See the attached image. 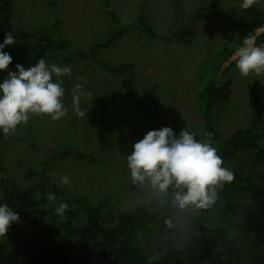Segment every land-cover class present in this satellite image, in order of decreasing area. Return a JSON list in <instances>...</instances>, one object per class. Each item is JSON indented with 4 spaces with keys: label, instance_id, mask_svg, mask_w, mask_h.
Instances as JSON below:
<instances>
[{
    "label": "trees",
    "instance_id": "obj_1",
    "mask_svg": "<svg viewBox=\"0 0 264 264\" xmlns=\"http://www.w3.org/2000/svg\"><path fill=\"white\" fill-rule=\"evenodd\" d=\"M47 4L53 20L39 28L37 39L4 49L12 57L8 71H17V64L27 70L49 53H56L64 63L88 58L120 82L128 98L150 121L168 122L155 94L156 84L138 86L132 77L133 63L116 64L100 55L133 32L166 45L192 48L199 23L212 5L188 12L182 0H168L173 18L158 32L145 20L147 0H143L139 16L129 21L121 19L112 0H104L106 18L113 28L88 51L71 54L68 42L59 35L62 19L58 3L47 0ZM13 12V0H0V44L4 42ZM263 25L264 8L256 5L247 10L241 8L218 53L219 65L235 55L249 33L255 35L257 46H264V31L257 34ZM235 64L236 61L230 66ZM205 70L198 91L205 124L202 141L216 148L223 166L234 174V180L218 190L214 206L180 212L154 196L134 209L120 210L106 197L97 200L66 197L51 180L54 165L68 158L92 165L103 162L100 157L68 146L49 151L35 186L2 183L5 168L1 143L6 136L0 130V205L6 203L20 217L19 222L12 223L8 235L0 237V264H264L262 100L251 86L254 108L249 125L225 136L220 116L230 101L232 83L221 80L214 68ZM7 75V71L0 72V83ZM53 194L56 199L50 200ZM61 203L68 204L63 216L56 213ZM166 219L172 221L171 226L165 224Z\"/></svg>",
    "mask_w": 264,
    "mask_h": 264
},
{
    "label": "rangeland",
    "instance_id": "obj_2",
    "mask_svg": "<svg viewBox=\"0 0 264 264\" xmlns=\"http://www.w3.org/2000/svg\"><path fill=\"white\" fill-rule=\"evenodd\" d=\"M145 20L156 31H162L172 20L168 0H147ZM188 12L201 6L212 7L199 23L192 48L166 45L133 32L121 42L104 50V60L133 63L132 77L138 86L156 84V97L167 123H154L141 108L125 94L120 82L106 74L88 58L62 62L56 53L44 59L48 64L70 66L71 75L64 76L66 117L53 121L48 116L32 115L29 122L18 126L15 133L2 141L5 176L2 183H17L22 187L35 186L41 165L50 150L68 146L74 151L92 154L103 159L101 164H88L72 158L53 166L50 177L66 197L97 200L106 197L120 210H131L155 195L145 187L133 184L127 156L134 144L152 130L171 128L179 137L188 129L197 140H203L205 124L198 100L201 79L213 68L221 80H231V97L221 116L220 127L225 136L249 125L253 114L254 87L264 108V75L241 77L232 56L219 65L218 53L224 46L231 23L240 12V0H182ZM14 12L7 33L19 42H34L39 28L52 22L47 0H13ZM62 19L59 35L69 44L71 54L88 51L103 41L113 28L104 11V0H55ZM143 0H112V5L124 21L134 20L141 12ZM264 8V0L255 4ZM58 34V33H57ZM210 60V62L208 61ZM219 65V66H218ZM226 69V70H225ZM204 71V72H203ZM76 84L81 91L91 93L81 98V108L88 112L83 118L72 108V90ZM202 87V86H201ZM67 175L70 185L61 182Z\"/></svg>",
    "mask_w": 264,
    "mask_h": 264
},
{
    "label": "clouds",
    "instance_id": "obj_3",
    "mask_svg": "<svg viewBox=\"0 0 264 264\" xmlns=\"http://www.w3.org/2000/svg\"><path fill=\"white\" fill-rule=\"evenodd\" d=\"M256 3L257 0H240V7L247 10ZM15 43L13 33L9 32L0 44V72H8L0 83V130L5 136L26 125L32 115L59 121L68 112L62 102L65 97L62 78L71 75V67L48 64L41 58L27 70L17 64V71H8L12 57L4 49ZM233 59L242 78L250 74L264 75V47L256 45L255 35L249 33L243 39ZM81 89L82 85L76 84L72 90V108L79 118L88 114L81 108L82 96L91 95ZM133 147V153L127 156L133 184L147 186L159 202H166L173 210L209 209L217 202L218 190L234 180L233 172L223 166L216 148L197 140L188 129L181 130L179 137L168 127L152 130ZM61 182L71 183L67 175L61 177ZM49 199L56 197L53 194ZM67 209L68 204L61 203L56 213L63 216ZM19 220V214L6 203L0 205V237L7 236L12 223ZM165 224L171 226L172 221L166 219Z\"/></svg>",
    "mask_w": 264,
    "mask_h": 264
},
{
    "label": "built area",
    "instance_id": "obj_4",
    "mask_svg": "<svg viewBox=\"0 0 264 264\" xmlns=\"http://www.w3.org/2000/svg\"><path fill=\"white\" fill-rule=\"evenodd\" d=\"M263 31H264V25L262 26V28H260V29L257 31V34L263 32ZM262 47H264V46H262Z\"/></svg>",
    "mask_w": 264,
    "mask_h": 264
}]
</instances>
